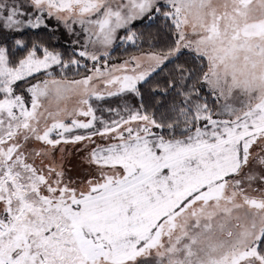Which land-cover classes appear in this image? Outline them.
I'll return each mask as SVG.
<instances>
[{"label": "snow or ice", "instance_id": "1", "mask_svg": "<svg viewBox=\"0 0 264 264\" xmlns=\"http://www.w3.org/2000/svg\"><path fill=\"white\" fill-rule=\"evenodd\" d=\"M0 264H264V0H0Z\"/></svg>", "mask_w": 264, "mask_h": 264}, {"label": "trees", "instance_id": "2", "mask_svg": "<svg viewBox=\"0 0 264 264\" xmlns=\"http://www.w3.org/2000/svg\"><path fill=\"white\" fill-rule=\"evenodd\" d=\"M137 27H140V25H137ZM121 34L123 35L124 33H121ZM53 46L58 47V48L62 47L65 50L68 49V44L65 41H63L62 39H60L58 43L53 42ZM142 47H146V45H142ZM108 51L110 52V56L108 58V63H111V62H116V60L125 59L129 53H134L136 50L134 48H132L130 45L129 46H120L119 42H117L116 45L113 46V48H111ZM100 62L104 63V60L101 59ZM88 63H89V66L91 67L92 66L91 62H88ZM80 71L84 72L86 70L80 69ZM69 78H73V73L71 71L69 72ZM76 78H78V77H76ZM119 103H120L119 97H105L100 102L94 101V105L97 108V115L99 116V115L103 114L105 117L108 116V113H106V112L102 113V109L105 107H109V106L115 107Z\"/></svg>", "mask_w": 264, "mask_h": 264}, {"label": "rangeland", "instance_id": "3", "mask_svg": "<svg viewBox=\"0 0 264 264\" xmlns=\"http://www.w3.org/2000/svg\"><path fill=\"white\" fill-rule=\"evenodd\" d=\"M59 35V34H58ZM63 41H65L66 42V33L64 34V37H62L61 38ZM117 42H119V41H117ZM116 42V43H117ZM116 45V44H115ZM114 45V46H115ZM111 49V48H110ZM110 49H108V50H110ZM123 60V59H122ZM121 60H116V62H111V63H109V65H111V64H118L119 62H120ZM100 64H101V66H103V62H100ZM73 160L75 161L76 160V157L75 156H73Z\"/></svg>", "mask_w": 264, "mask_h": 264}]
</instances>
